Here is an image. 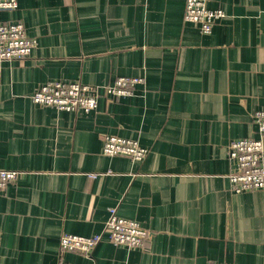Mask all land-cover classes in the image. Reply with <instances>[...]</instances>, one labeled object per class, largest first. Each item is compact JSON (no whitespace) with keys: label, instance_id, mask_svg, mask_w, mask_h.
I'll list each match as a JSON object with an SVG mask.
<instances>
[{"label":"crops","instance_id":"crops-1","mask_svg":"<svg viewBox=\"0 0 264 264\" xmlns=\"http://www.w3.org/2000/svg\"><path fill=\"white\" fill-rule=\"evenodd\" d=\"M37 41L0 60V264H264V189L235 193L228 145L258 139L264 110V0H207L210 34L184 21V0H18ZM144 80L131 97L102 95L90 114L36 104L49 81L99 87ZM134 139L143 161L103 153ZM138 222L143 248L103 240L92 259L60 252L62 235L103 233L110 210Z\"/></svg>","mask_w":264,"mask_h":264},{"label":"built area","instance_id":"built-area-1","mask_svg":"<svg viewBox=\"0 0 264 264\" xmlns=\"http://www.w3.org/2000/svg\"><path fill=\"white\" fill-rule=\"evenodd\" d=\"M184 21L199 26L201 33L207 35L215 24L226 15L220 8L209 9L207 0H184ZM18 0H0V13L17 10ZM37 46V41L30 37L23 22L0 23V60L25 61ZM144 80L137 77H119L113 85L100 91L99 87L86 85L79 81H49L40 85L32 96L34 103L53 107L59 111L90 114L98 106L102 95L116 99L131 97L135 88L143 85ZM259 134L258 139H240L228 145V157L237 170L229 178L235 193L264 189V110L252 115ZM103 153L110 157H128L133 161H143L148 149L134 139H125L113 135L104 137ZM20 172L0 169V192L14 184ZM149 233L138 222L122 218L117 209L110 210L103 233L91 237L64 234L60 239V252L75 253L92 259L96 247L107 240L114 246L129 249L143 248ZM59 264H74L61 260Z\"/></svg>","mask_w":264,"mask_h":264}]
</instances>
